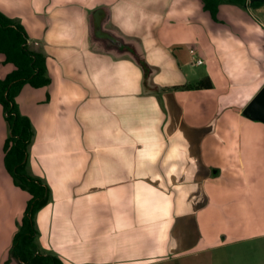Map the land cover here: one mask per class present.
<instances>
[{"label": "crops", "instance_id": "0c3cea01", "mask_svg": "<svg viewBox=\"0 0 264 264\" xmlns=\"http://www.w3.org/2000/svg\"><path fill=\"white\" fill-rule=\"evenodd\" d=\"M0 13L49 79L15 98L33 132L27 171L49 189L40 250L63 264L197 262L219 216L235 219L226 246L264 247V123L242 115L264 86V6L0 0ZM8 133L0 107V264L29 199L4 169Z\"/></svg>", "mask_w": 264, "mask_h": 264}, {"label": "trees", "instance_id": "16d2710c", "mask_svg": "<svg viewBox=\"0 0 264 264\" xmlns=\"http://www.w3.org/2000/svg\"><path fill=\"white\" fill-rule=\"evenodd\" d=\"M203 8L212 17L221 3L237 6L249 5L256 9L264 6V0H202ZM142 67L144 77L148 68L132 51ZM0 56L2 65H10L11 71L0 79V107L8 128V136L2 146L3 165L15 187L28 194L29 199L12 237L8 259L3 264H63L61 260L39 249L35 215L49 201V189L41 180L27 171L28 147L33 132L29 119L19 113L15 98L26 84L39 88L47 86L45 58L30 49L23 27L15 20L0 13ZM208 79L188 85L185 89H208Z\"/></svg>", "mask_w": 264, "mask_h": 264}, {"label": "rangeland", "instance_id": "374dc122", "mask_svg": "<svg viewBox=\"0 0 264 264\" xmlns=\"http://www.w3.org/2000/svg\"><path fill=\"white\" fill-rule=\"evenodd\" d=\"M259 16H262V14L260 13ZM262 21L264 22V18H262ZM2 72L0 75H2ZM229 211H232V209H230ZM243 219H244L243 220L244 225L251 222V224L249 225L250 227H252L253 224L256 223L255 217H253V215H251L250 218H246L245 215V218L243 217ZM234 220L235 219H232L229 222L225 216L217 217L215 220L217 223L216 222L213 223V232H212L213 234L211 233L212 237L211 239H209L212 242H217L216 244L217 247L201 252L200 255H198L197 262L187 260L182 264H264L263 246H260L258 248L256 245L249 243L245 245H240V247L242 248L238 249V247L230 248L225 245L226 244L225 242H227L226 240V236L228 234L227 229L232 228V225L234 224L233 223ZM236 222L241 223L239 219ZM230 252L233 254L234 257L233 260L232 258L231 259L228 258L230 256Z\"/></svg>", "mask_w": 264, "mask_h": 264}, {"label": "water", "instance_id": "95a60500", "mask_svg": "<svg viewBox=\"0 0 264 264\" xmlns=\"http://www.w3.org/2000/svg\"><path fill=\"white\" fill-rule=\"evenodd\" d=\"M242 115L249 120L264 123V86L245 107Z\"/></svg>", "mask_w": 264, "mask_h": 264}, {"label": "flooded vegetation", "instance_id": "af4514ba", "mask_svg": "<svg viewBox=\"0 0 264 264\" xmlns=\"http://www.w3.org/2000/svg\"><path fill=\"white\" fill-rule=\"evenodd\" d=\"M98 27H100V25ZM97 30H99V29H97ZM98 33H100V31H98ZM105 36H108L107 40L109 42H113L114 41L113 38L109 37V35H105Z\"/></svg>", "mask_w": 264, "mask_h": 264}, {"label": "built area", "instance_id": "2783aa9c", "mask_svg": "<svg viewBox=\"0 0 264 264\" xmlns=\"http://www.w3.org/2000/svg\"><path fill=\"white\" fill-rule=\"evenodd\" d=\"M198 64H201V61H197Z\"/></svg>", "mask_w": 264, "mask_h": 264}]
</instances>
